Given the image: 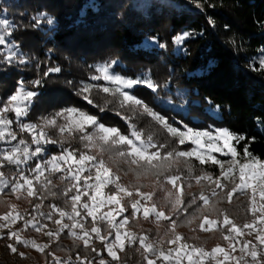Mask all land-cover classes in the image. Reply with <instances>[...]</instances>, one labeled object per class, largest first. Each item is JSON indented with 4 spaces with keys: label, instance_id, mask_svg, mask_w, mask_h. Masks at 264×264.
Returning a JSON list of instances; mask_svg holds the SVG:
<instances>
[{
    "label": "trees",
    "instance_id": "16d2710c",
    "mask_svg": "<svg viewBox=\"0 0 264 264\" xmlns=\"http://www.w3.org/2000/svg\"><path fill=\"white\" fill-rule=\"evenodd\" d=\"M1 16L5 44L0 51V112L15 135L12 143L0 141V174L8 181L0 189V264H150L149 256L160 253L147 251L136 241L111 253L109 243L116 235L112 222L87 214L90 196L85 193L91 189L87 171L73 176V167L63 164L47 170L43 178L35 177L32 169L43 158L72 154L79 158L89 151L78 131L63 134L46 124L62 108L81 109L123 133L129 131L132 121L146 131L145 136L155 133L150 139L165 149L160 160L152 161L161 166L158 180L169 188L171 177L181 184L197 185L184 195L178 214L168 216L167 206H157L165 225L171 227L174 222L180 228L192 224L191 231L202 234V218L208 216L217 221L213 231L224 236L231 233V222L245 220L240 215L248 212L243 204L224 206L219 216L209 215L212 206L202 204L201 195L212 203L217 195L213 193L220 189L197 178L206 172L217 175V162L180 157L174 147L186 149L188 145L176 144L170 149L174 140L164 137L165 130L151 116L125 111L111 94L105 96L93 86L84 91L82 83L90 81L95 63L117 60L118 70L125 75H143L154 86L168 81L169 89L179 84L189 97L190 112L174 110L178 118L187 123H195L193 115L212 120L228 129L238 154L264 159V0H0ZM182 35L186 38L178 45ZM147 39H157L162 45L145 47ZM21 84L32 94L22 122L41 130L39 141L23 128L10 107V96ZM135 90L155 110L165 113L172 109L157 104L150 93L144 97L150 87L138 85ZM19 141L27 143L32 155L38 150V155L23 163L8 159L3 147ZM122 147L126 149L117 146ZM170 151L181 161L167 159L170 163L165 164ZM78 194L82 203L77 206L78 218L100 232L87 241L73 228L75 220L63 217L69 209L65 202ZM161 195L155 189V198ZM125 204L118 219L125 217L135 223L130 219L134 206L129 201ZM12 211L19 219L10 226ZM14 228L28 242L18 238ZM170 235L165 228L152 231L149 237L165 238L167 243ZM154 264L167 262L159 256Z\"/></svg>",
    "mask_w": 264,
    "mask_h": 264
},
{
    "label": "rangeland",
    "instance_id": "374dc122",
    "mask_svg": "<svg viewBox=\"0 0 264 264\" xmlns=\"http://www.w3.org/2000/svg\"><path fill=\"white\" fill-rule=\"evenodd\" d=\"M3 26L1 16L0 51L5 44ZM185 38L184 35L179 36L177 44H182ZM161 45L157 39H147L144 43L145 47ZM14 52L18 53L19 50ZM261 62L264 64V56L261 57ZM119 64L117 60L95 63L90 81L82 83V90L89 91L93 86L103 95L111 94L115 97L116 101L126 108L125 111H133L134 115L141 113L151 116L157 121L158 126L165 130L164 137L168 141L174 140L170 149L173 150L176 144L188 145L186 149L174 147L175 150H179L176 154L180 157H196L202 163L217 162L219 167L217 175L206 172L202 177L197 178L199 181H205L208 186H213V189H220L213 193L217 195L212 203L208 197L201 195L202 204L212 206L207 212L212 216L221 215V209L224 206L243 204L247 207L245 211H248V214L241 212L240 215L241 218L245 216V220L239 224L225 220V223L231 222V233L224 236L219 231H213L218 224L215 218L208 216L202 218L203 222L200 226L202 234L193 233L192 224L183 225L180 228H176L174 222L171 223V227L165 225L157 206H167L168 216L178 214L181 211L184 195L191 192L197 185H189V182L183 185L171 177L169 183L172 187L169 188L158 180L156 176L161 166L154 165L152 161L160 160L162 151L165 149L161 145L155 146L150 137L155 133L148 131L149 135L145 136L144 130L138 129L135 126L137 123L133 121L129 124V131L123 133L116 126L101 123L94 115L73 107L57 110L53 116L46 119V124L58 128L63 134L78 131L90 152L79 158H75L73 154L43 158L32 169L35 177L43 178L47 170L62 167L63 164L73 167L71 171L73 176L79 177L81 173L87 171L86 178H91L88 186L91 189L85 194L90 196V203L84 205L91 218L102 217L112 222L116 235L115 239L109 243V249L112 250L113 255L115 249L136 241L147 251L160 252L149 256L150 264H154L159 256H162L167 264H194L203 263L206 260L212 264H264V159L238 154L233 144L234 137L228 129L218 126L212 120L193 115L195 123H187L178 118L174 110L187 114L190 112V105L186 103L189 97L179 84L175 83L173 89L168 88V81L154 86L152 81L143 75H125L118 70ZM138 85H145L152 89L148 94L145 93L144 97H149L150 93L157 104L172 109L163 113L149 106L145 99L138 95L141 92L135 90ZM31 104L32 94L22 84L18 91L10 96V107L15 112L16 118L21 121L23 128L31 133L36 141H39L41 130L33 123L22 122ZM170 113L173 115L169 117ZM210 113L216 115V111H210ZM126 118L129 119V117ZM7 134L9 138L6 137ZM14 135L9 121L0 112V141L12 143ZM119 145L125 146L126 149L117 148ZM3 148H7L5 156L8 159L15 158L22 163L29 162L31 158L38 155V150L34 152L35 155H32L24 141L7 144ZM99 154L102 158L95 159L94 157ZM166 156L165 164L181 161L180 157H175L173 151L168 152ZM26 180L28 184V179ZM6 184L8 181L0 174V189ZM157 188L162 195L156 199L154 191ZM237 192L240 197L233 198L232 195ZM18 193L17 191L16 194L20 195ZM128 201L130 206H134V212L131 211L132 215L129 218L135 223H129V219L125 217L118 219L124 212L125 202ZM81 205V194L69 199L65 202V206L69 209L63 212V217L69 216L75 220L73 228L84 238L83 240L87 241L94 234L99 235L100 232L98 227L84 226L82 220L78 218L77 206ZM8 219L10 226L16 224L19 219L18 213L10 212ZM165 228L171 234L169 242L164 243L165 238L149 237L152 231L161 232ZM13 232L18 238L28 242L19 228H14ZM180 232L193 236L187 237L185 233L183 236ZM221 238L226 240L221 241ZM195 240L198 244L194 243Z\"/></svg>",
    "mask_w": 264,
    "mask_h": 264
},
{
    "label": "built area",
    "instance_id": "2783aa9c",
    "mask_svg": "<svg viewBox=\"0 0 264 264\" xmlns=\"http://www.w3.org/2000/svg\"><path fill=\"white\" fill-rule=\"evenodd\" d=\"M195 257H196V258H198V256H197V255H195Z\"/></svg>",
    "mask_w": 264,
    "mask_h": 264
}]
</instances>
